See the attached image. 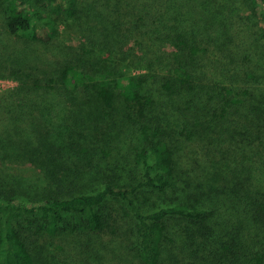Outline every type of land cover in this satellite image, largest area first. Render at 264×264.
Returning a JSON list of instances; mask_svg holds the SVG:
<instances>
[{"label": "trees", "instance_id": "1", "mask_svg": "<svg viewBox=\"0 0 264 264\" xmlns=\"http://www.w3.org/2000/svg\"><path fill=\"white\" fill-rule=\"evenodd\" d=\"M0 78V264H264V0H0Z\"/></svg>", "mask_w": 264, "mask_h": 264}, {"label": "rangeland", "instance_id": "2", "mask_svg": "<svg viewBox=\"0 0 264 264\" xmlns=\"http://www.w3.org/2000/svg\"><path fill=\"white\" fill-rule=\"evenodd\" d=\"M127 72H130L127 69ZM133 72V71H132ZM17 86V82L10 78H0V94L13 89ZM89 117L92 122H98V126L106 127L108 132H110V138L108 139L110 150L121 146L122 143L132 141L133 131H126L123 125V107L122 103L117 102L115 107L111 110L103 109L98 102H95L94 105H91L89 109ZM89 124V123H88ZM91 124V123H90ZM23 168V167H22ZM21 174L25 175L27 178L35 179L37 176L32 172L31 168L22 169ZM63 237V236H62ZM46 242H43L44 251L48 258L49 264H60L59 256L55 250ZM46 264V263H45ZM132 264V262L130 263Z\"/></svg>", "mask_w": 264, "mask_h": 264}]
</instances>
